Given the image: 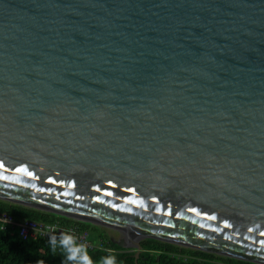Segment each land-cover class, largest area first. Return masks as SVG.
I'll return each mask as SVG.
<instances>
[{
    "label": "water",
    "instance_id": "1",
    "mask_svg": "<svg viewBox=\"0 0 264 264\" xmlns=\"http://www.w3.org/2000/svg\"><path fill=\"white\" fill-rule=\"evenodd\" d=\"M0 161L1 200L135 263L151 237L264 264V0H0Z\"/></svg>",
    "mask_w": 264,
    "mask_h": 264
},
{
    "label": "trees",
    "instance_id": "2",
    "mask_svg": "<svg viewBox=\"0 0 264 264\" xmlns=\"http://www.w3.org/2000/svg\"><path fill=\"white\" fill-rule=\"evenodd\" d=\"M0 209L15 219L30 218L37 221L75 226L95 234L102 248L81 249L76 260H68V251L57 239L55 248L50 237L36 236L22 239L11 228H0V264H85L80 256L87 254L91 264H104L115 257V264H259L247 260L182 246L159 239H140L141 250L135 263V248L122 247L106 234L105 227L57 213L27 207L0 199Z\"/></svg>",
    "mask_w": 264,
    "mask_h": 264
},
{
    "label": "built area",
    "instance_id": "3",
    "mask_svg": "<svg viewBox=\"0 0 264 264\" xmlns=\"http://www.w3.org/2000/svg\"><path fill=\"white\" fill-rule=\"evenodd\" d=\"M11 228L15 230L20 238L28 237H56L60 239L62 235H71L74 238V245L80 249L102 248L95 234L89 230H80L75 226H62L56 223L37 221L30 218L15 219L7 211L0 209V228Z\"/></svg>",
    "mask_w": 264,
    "mask_h": 264
},
{
    "label": "clouds",
    "instance_id": "4",
    "mask_svg": "<svg viewBox=\"0 0 264 264\" xmlns=\"http://www.w3.org/2000/svg\"><path fill=\"white\" fill-rule=\"evenodd\" d=\"M50 242H51L53 248H55L56 243H57L56 237L53 236L51 238ZM60 244H61V246H63L64 248L67 249V251L69 253L67 256L68 260H76L77 259V256L80 253L81 249L74 245V238L71 235H62L60 238ZM80 260L85 262V264H91L86 253L84 255L80 256ZM104 264H115V257L113 256V257L106 258L104 261Z\"/></svg>",
    "mask_w": 264,
    "mask_h": 264
},
{
    "label": "snow or ice",
    "instance_id": "5",
    "mask_svg": "<svg viewBox=\"0 0 264 264\" xmlns=\"http://www.w3.org/2000/svg\"><path fill=\"white\" fill-rule=\"evenodd\" d=\"M5 165L2 161H0V169L4 168ZM17 172H27V175L29 176H33L34 174L30 171H28L26 168H17L16 169ZM4 179H7V177H4ZM49 182L50 183H54V184H61V185H65V181H62V180H56V179H53V178H49ZM108 184L112 187H115V185L113 184L112 181H108ZM68 188H71V187H74L75 184L74 182H71V183H67L66 185ZM40 191H45V189H40ZM47 191L51 192V189H47ZM96 191L98 192H103L104 195H108V196H111L113 195V193L111 191H108V190H105V189H101L99 186L96 187ZM128 191H135L134 189H128ZM64 195H68L69 193L68 192H64L63 193ZM57 199H59V197H57ZM96 200H100V196H97L95 197ZM132 203H136V201H131ZM112 207L116 208V207H119L118 205L116 204H113ZM191 211H197L196 209H191ZM199 214V213H198ZM210 219H215V217H209ZM249 231H251V229H249ZM261 235H264V233H261ZM262 244H264V241H261Z\"/></svg>",
    "mask_w": 264,
    "mask_h": 264
}]
</instances>
